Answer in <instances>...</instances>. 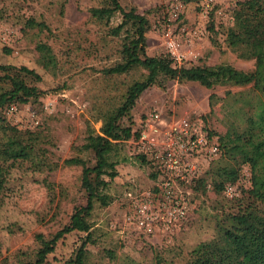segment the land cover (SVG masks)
<instances>
[{
  "label": "rangeland",
  "instance_id": "1",
  "mask_svg": "<svg viewBox=\"0 0 264 264\" xmlns=\"http://www.w3.org/2000/svg\"><path fill=\"white\" fill-rule=\"evenodd\" d=\"M237 1L213 0L207 14L201 12L199 1L119 0V5L148 19L147 56L168 54L164 30H169L184 55L175 66L223 64L250 72L254 61L240 59L225 42ZM113 7L110 0H0V65L33 70L41 80L27 83L42 92L38 99L0 110V145L7 140L3 128L14 127L36 133V150H41L37 166L26 161L3 165L0 264L32 261L40 247L36 237L51 239L69 223L76 208L86 205L81 167L64 161L80 158L93 164L92 154L79 148L89 134L98 133L102 115L120 104L127 87L146 75L140 68L122 75L101 72L120 61L124 35L112 36L110 31L121 22V15L115 12L107 22L91 11ZM32 20L46 28H30ZM260 101L251 85L207 90L197 83L160 78L140 95L123 125L138 129L145 115L156 110L167 120L189 119L217 142L232 144L255 119ZM221 156L207 165L200 185L185 189L187 220L171 232L144 237L123 223L126 194L149 189L153 178L148 166L132 156L128 143L118 146L110 158L113 168L104 169L115 175L103 176L109 204H95L89 218L85 264H187L192 249L214 239L218 222L234 209L231 200L211 188L216 169L224 164ZM243 172L248 174L249 168ZM85 237L80 232L65 235L45 264L72 258Z\"/></svg>",
  "mask_w": 264,
  "mask_h": 264
},
{
  "label": "trees",
  "instance_id": "2",
  "mask_svg": "<svg viewBox=\"0 0 264 264\" xmlns=\"http://www.w3.org/2000/svg\"><path fill=\"white\" fill-rule=\"evenodd\" d=\"M113 8L93 10V16L104 18L107 22L115 12L121 15V22L110 33L112 36L124 35L120 51V61L103 69L106 76L126 74L132 69L146 71L142 81H135L123 95L120 104L101 117V127L97 134L91 133L80 151L92 154L93 164L88 165L80 158L64 161L67 166L81 167V187L86 194V205L76 208L69 223L51 239L37 236L40 244L32 261L12 264H45L48 255L54 252L57 242L71 232L86 234L85 241L74 256L63 264H85L91 225L89 218L95 204L106 207L109 198L103 193L108 183L103 176L114 178L113 173L104 169L113 168L111 154L121 144L135 139L138 130L131 125H123L130 117L140 95L160 78L177 82L197 83L209 90L216 86L246 87L251 85L262 101L250 120L249 128L242 133L237 143L218 142L219 156L224 161L215 171L211 182L212 190L225 196L226 186L236 188L237 196L227 198L232 201L230 209L217 224L214 239L198 244L189 253L187 264H264V0H239L232 9L233 24L226 32L225 42L240 59L254 61L250 72L236 70L229 65L177 67L170 55L147 56L145 34L149 30L148 19L134 8L124 10L119 0H110ZM195 3L199 0H185ZM30 28H46L42 22L29 21ZM27 80L40 81L41 78L31 69L20 66L0 65V110L11 105H23L38 99L42 92ZM6 130L7 140L0 145V189L5 182L6 162L26 161L33 166L39 164L40 149L37 148V134L31 131H18L14 127ZM211 136V135H209ZM145 165L144 157H134ZM249 173L243 172L244 167ZM153 179L155 175L151 173ZM246 184H244V182ZM202 178L185 185V189L198 186ZM187 218L184 220V222Z\"/></svg>",
  "mask_w": 264,
  "mask_h": 264
},
{
  "label": "built area",
  "instance_id": "3",
  "mask_svg": "<svg viewBox=\"0 0 264 264\" xmlns=\"http://www.w3.org/2000/svg\"><path fill=\"white\" fill-rule=\"evenodd\" d=\"M213 0H199L207 14ZM178 13V12H177ZM174 12V17L177 18ZM164 47L174 63L184 55L171 31L164 30ZM138 135L129 140L133 157H144L155 175L153 185L145 191L127 193L128 209L123 218L126 227L144 237L171 232L189 214L185 185L203 177L207 165L219 156L218 142L189 119L167 120L153 110L140 121ZM227 198L237 196L234 186L224 190Z\"/></svg>",
  "mask_w": 264,
  "mask_h": 264
}]
</instances>
